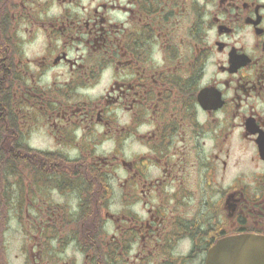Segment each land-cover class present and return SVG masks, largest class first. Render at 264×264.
<instances>
[{"label":"flooded vegetation","instance_id":"af4514ba","mask_svg":"<svg viewBox=\"0 0 264 264\" xmlns=\"http://www.w3.org/2000/svg\"><path fill=\"white\" fill-rule=\"evenodd\" d=\"M264 238V0H0V264H205Z\"/></svg>","mask_w":264,"mask_h":264},{"label":"water","instance_id":"95a60500","mask_svg":"<svg viewBox=\"0 0 264 264\" xmlns=\"http://www.w3.org/2000/svg\"><path fill=\"white\" fill-rule=\"evenodd\" d=\"M206 264H264V241L226 240L211 249Z\"/></svg>","mask_w":264,"mask_h":264}]
</instances>
